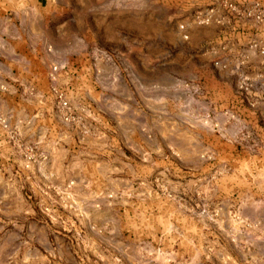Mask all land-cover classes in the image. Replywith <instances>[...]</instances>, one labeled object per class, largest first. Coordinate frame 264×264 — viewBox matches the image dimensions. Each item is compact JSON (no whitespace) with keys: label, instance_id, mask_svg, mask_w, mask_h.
<instances>
[{"label":"rangeland","instance_id":"1","mask_svg":"<svg viewBox=\"0 0 264 264\" xmlns=\"http://www.w3.org/2000/svg\"><path fill=\"white\" fill-rule=\"evenodd\" d=\"M216 3L0 0V264H264L242 203L206 186L256 175L264 148L255 139L243 153L247 137L210 128L195 54L208 75L239 59L210 58L211 23L193 22ZM182 83V101L165 95ZM216 135L219 158L207 148Z\"/></svg>","mask_w":264,"mask_h":264},{"label":"crops","instance_id":"2","mask_svg":"<svg viewBox=\"0 0 264 264\" xmlns=\"http://www.w3.org/2000/svg\"><path fill=\"white\" fill-rule=\"evenodd\" d=\"M235 1L239 2V4H248L252 2V0ZM43 2L44 0H36V8L40 9V7L43 6ZM216 2L213 21L209 26L212 34L211 38L214 42L213 49L215 50H213V55L211 53L209 56L210 58H213L214 56L219 55L224 58L236 59L247 49L246 44L249 42L251 37L264 35V27L255 28L251 24H240L235 17L229 14L219 0H216ZM41 18L43 20V17ZM195 33L196 30L193 34ZM224 42L225 44H222ZM51 44H53V41L48 39L47 45ZM245 45L246 48L244 47ZM45 55H47L46 58L49 62L54 61L53 52H46ZM195 55L199 56L194 62L195 68L201 74L207 73L205 81L207 82V86L212 89L211 96L209 97L210 101H206L207 99L202 101V103L210 104V106L207 105L209 109L212 108V111L215 110V112H213L215 114L213 115L214 117L210 119L212 123V127L210 128L214 131L220 132L221 136L223 135L224 138L228 136L233 138L238 134H241L243 137H247L249 150H242V152L252 154L251 151L253 152L255 150L254 144L252 145L251 141H254L255 139H259L260 143L264 141V92L259 95L256 106L251 108L237 92V80L235 74L238 63L232 60L233 63L230 61L231 63L228 68H212L211 71L213 72L211 75L209 74L210 79L208 70L204 69V66L206 65L204 57L199 54ZM190 57L193 58V55ZM245 70L253 78L261 74L262 81L264 83V60L261 57L251 54V57L245 66ZM45 75L41 80L42 88L45 87ZM209 79L211 85H209ZM148 91L149 88L146 89V98H148L147 100H152L153 92L148 93ZM163 91H168L169 94H165L168 98L171 97L176 100L181 99L180 101H182L186 95V87L184 84H179L178 86H174L172 88H164ZM197 113L198 114L194 117L196 119L199 118L197 116H202V112L199 113V111H197ZM203 114H206L204 118L212 117L210 112H208V115L207 113ZM216 120L218 121L217 123H215ZM200 125L203 126L202 123ZM218 136L220 137V135H216V137L213 136L214 141H212L210 147H207L212 153H214V155L217 156V158H219L222 152L220 148L221 145L218 142L219 140L216 139ZM197 144L200 145L201 148H206V145L203 142H199ZM256 144L258 143L255 142V145ZM262 145H264V143ZM259 154L261 155L260 158L258 157L259 160L262 159L263 161L258 163L254 161L249 165L251 169L257 172L256 175L247 173L243 179L235 176L231 179L213 177L209 181L210 183L206 186L208 187L209 197L220 199L224 196L229 200H235L242 203L238 212L239 215L243 219L250 222L255 221L256 223V226L253 227L255 228V232L253 230L250 231V233L247 234V237L249 240H252L254 237L253 233H258L259 231V233L263 234V236H259L258 242L255 241V243L258 245L259 253L264 255V175L262 173H258L259 171H264V148L259 152ZM254 157L256 158V156ZM251 158L252 157H249V159Z\"/></svg>","mask_w":264,"mask_h":264},{"label":"built area","instance_id":"3","mask_svg":"<svg viewBox=\"0 0 264 264\" xmlns=\"http://www.w3.org/2000/svg\"><path fill=\"white\" fill-rule=\"evenodd\" d=\"M224 8L230 15L235 17L240 24H251L255 28L264 27V1L253 0L248 4H239L234 0H219ZM215 7L207 9L205 13H200L194 17V21L198 25H208L213 21V14ZM179 30L182 33L183 39H189V24L181 23ZM251 54L258 55L264 60V35H257L251 37L247 44V49L239 55L238 65L236 69L237 77V92L238 94L249 104L251 108H254L257 104L259 95L264 92V83L262 81V75L259 74L254 78L251 77L245 70V66L249 61ZM214 65L217 68L225 69L228 67L227 62L223 58L216 59ZM58 68L52 67L50 76L52 81H55V74ZM56 97L64 111V117L67 121L73 122L76 120L72 111V104L67 93L53 86Z\"/></svg>","mask_w":264,"mask_h":264}]
</instances>
